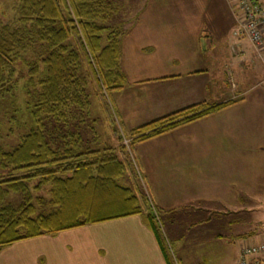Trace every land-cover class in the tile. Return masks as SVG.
I'll use <instances>...</instances> for the list:
<instances>
[{"label":"crops","instance_id":"crops-1","mask_svg":"<svg viewBox=\"0 0 264 264\" xmlns=\"http://www.w3.org/2000/svg\"><path fill=\"white\" fill-rule=\"evenodd\" d=\"M111 1L122 18L134 12L123 21L115 16L125 32V84L114 104L127 133L192 106L232 102L136 142L133 153L149 204L165 219L173 264H237L242 242H264L257 228L225 232L231 214L264 209V52L235 33L232 0ZM176 209L190 216L183 231L193 237L175 233L182 230ZM5 250L6 264H168L144 214L22 240L0 254Z\"/></svg>","mask_w":264,"mask_h":264},{"label":"trees","instance_id":"trees-1","mask_svg":"<svg viewBox=\"0 0 264 264\" xmlns=\"http://www.w3.org/2000/svg\"><path fill=\"white\" fill-rule=\"evenodd\" d=\"M16 25L0 26V103L16 87L17 61L37 45V58L29 68V86L42 66V79L31 110L36 123L12 150L0 144V251L16 242L115 218L144 214L164 250L173 258L156 222V208L146 207L120 180L127 163L111 148L80 150L70 134L64 146L54 148V138L42 118L64 125L71 106L88 105L84 64L96 93L102 88L120 89L125 84L119 62L121 36L111 0H19ZM106 35V36H105ZM105 36V38H104ZM232 102L204 108L196 105L133 129L132 145L181 124L196 120ZM30 108V107H29ZM42 117V118H41ZM37 180L36 184L33 182ZM51 186L50 199L34 198L32 189ZM9 193L21 197L6 203ZM142 202V203H140ZM37 205H36V204ZM37 206L41 212H37Z\"/></svg>","mask_w":264,"mask_h":264},{"label":"rangeland","instance_id":"rangeland-1","mask_svg":"<svg viewBox=\"0 0 264 264\" xmlns=\"http://www.w3.org/2000/svg\"><path fill=\"white\" fill-rule=\"evenodd\" d=\"M131 1L134 2L135 0ZM18 4L19 0H0V26L3 24H9L12 26L16 25V19L18 18ZM131 11H133L132 8ZM133 13L134 12H130L128 15L132 16ZM116 15L119 16L121 21L129 17L127 15L125 18H122L123 16L120 17L117 12ZM124 27L126 26L123 25V28ZM33 48V50L24 55L22 60L17 61L15 90L13 91L12 95L6 96V98L0 103V144L7 151L12 150L16 145H18L22 136L26 134L33 125L36 126V123H33L32 121L31 110L34 108L33 105L36 101L34 95L38 90L41 89L38 83L42 79V66L41 64L38 66V72H36L32 78L33 86H29V68L37 58V53L39 51L37 45ZM79 74L82 75L84 79L86 78L87 81L85 84V92L88 97V105L86 104L84 109L71 106L67 113V122L64 125L55 124L53 121L41 117L42 123L44 125L46 124L45 130L54 138L55 142L53 143V147L55 149H61L64 146L63 142L61 141L68 140L70 137L65 136H70L71 134L73 137H75V140H79L81 152L86 150L101 151L103 149L111 148L120 160H123L127 163V171H125L123 174L120 184L122 186L130 187L135 193L139 192V199L141 198L145 200L146 207L152 209V206H150L148 201L145 184L140 178L139 167L135 161L132 145L133 138L130 137V134L122 128L115 109L114 95L118 89L108 90L104 87L101 90V94L98 95L91 77H89L87 74V68L84 64L81 66ZM37 182L38 181L35 180L33 184H36ZM50 190L51 186L49 183H47L42 185L37 190L32 189V195L34 198L42 197L45 200H49ZM20 199L21 197L19 195L9 193L8 197L6 198V203L16 205ZM41 211L42 210L37 206V212L39 213ZM194 216L195 215H192L191 219ZM172 217H176L178 220L181 219L182 223V230L178 229L175 231V233L181 235L187 234L184 236H194L195 231H183V224L185 221H187L188 217H190L189 215L186 217L182 209H176ZM162 220L165 221L164 217L163 219H160V214H157L156 222L161 230L162 235L164 236L165 232L163 230ZM228 221L230 223L229 229L228 231L225 230V232L229 233V235H237L248 227L251 228V230L257 228V232H261L264 230V209L254 210L249 215L235 212L229 216ZM244 221L248 222L246 223ZM210 232L211 231H208V233ZM222 232L223 228H220V233ZM192 240L194 239L191 238V241ZM171 243L172 242L170 241L168 244V249L170 254L175 259L177 256L174 253L175 250H173V244ZM242 243V245L252 244L251 241L247 242V244H244V242ZM237 247L238 245L234 246L233 244L232 248L229 249V252L226 253L225 258L229 262L231 261L233 249L235 250ZM7 253L8 251L5 250L0 254V264H6L3 261V256ZM212 257V260H216L217 258L216 255ZM14 264L19 263L16 262Z\"/></svg>","mask_w":264,"mask_h":264},{"label":"built area","instance_id":"built-area-1","mask_svg":"<svg viewBox=\"0 0 264 264\" xmlns=\"http://www.w3.org/2000/svg\"><path fill=\"white\" fill-rule=\"evenodd\" d=\"M236 34L247 37L257 53L264 52V4L260 0H232ZM237 264H264V242L242 247Z\"/></svg>","mask_w":264,"mask_h":264}]
</instances>
